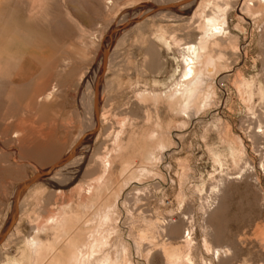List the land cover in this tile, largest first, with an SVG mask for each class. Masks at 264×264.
Listing matches in <instances>:
<instances>
[{
	"label": "rangeland",
	"instance_id": "obj_1",
	"mask_svg": "<svg viewBox=\"0 0 264 264\" xmlns=\"http://www.w3.org/2000/svg\"><path fill=\"white\" fill-rule=\"evenodd\" d=\"M1 1L0 5L7 2L10 7L1 5L0 10L14 14L24 30L23 46L18 50L23 49L19 63L23 60L25 79L14 89L0 84V234L11 216L18 184L57 163L76 143L80 146L68 163L22 193L18 214L10 227L12 236L9 234L0 246V264L33 263L24 242L38 232L36 226L53 212L79 210L75 211L80 214L81 226L78 225L82 227L87 217L84 229H92L97 223L94 210L104 208L112 200L111 210L116 208V214L111 212L112 223L108 221L106 225L110 222L118 231H113L115 234L110 231V241L119 234L120 240L127 244L128 260L124 264H164L162 244H181L179 236L189 225L195 241L191 249L195 264H264V248L260 246L264 239V174L260 169L264 159V94L260 96L258 92L264 90V9L258 12L257 19L256 16L251 19L254 15L242 16L236 6H231L232 2L227 6L224 31L231 33L230 42L238 49L233 52L227 49L232 70L223 78H206L201 96L209 103L200 97L194 111L181 114L177 109H169L164 101H161L164 106L160 102H154V106L153 98H149L173 91L180 81L182 57L169 37L176 34L183 42H195L198 34L187 33L194 29L195 23L189 22L195 20L205 0L191 5L186 16H164L154 10L166 5L176 7L175 0H15L16 3L12 0V6L11 0ZM9 8L14 9L9 12ZM124 22L125 28L119 30ZM8 45V51L14 50L11 43ZM103 47L107 48V60L96 102L97 112L104 119L95 125L94 85L102 67ZM12 55L16 63L15 53ZM239 77L249 81V90L243 84L236 86ZM50 90L54 94L51 101L42 100ZM145 93H150L149 103ZM117 132L121 134L119 137ZM151 132L157 140L147 136ZM259 134L263 137L256 136ZM116 135L115 144L120 140L124 144V152L119 155L110 150ZM161 138L168 140L167 148L153 150V157L146 160L144 152L151 145L149 142L156 143ZM83 146L87 148L85 165L75 181L65 183L76 171ZM104 153L114 157L110 158V169L105 175L110 179H103L104 184L111 181L102 188L98 199L93 198L99 203L92 199L95 203L89 212L90 208L78 207L83 196H77L75 184L84 187L97 176L100 168L93 159ZM125 157L133 159L131 163L136 169L144 165L142 168L149 173L139 169L136 172L133 167L135 174L132 172L131 178L130 172L121 170ZM61 182L64 184L60 185ZM184 220L187 226L182 223ZM180 225L183 231H179ZM153 226L164 231H159L162 235L153 232ZM38 234L43 239L53 238L50 234ZM202 237L213 249L224 247L223 256L212 258L211 252L202 247ZM201 255L204 262L200 261Z\"/></svg>",
	"mask_w": 264,
	"mask_h": 264
},
{
	"label": "bare ground",
	"instance_id": "obj_2",
	"mask_svg": "<svg viewBox=\"0 0 264 264\" xmlns=\"http://www.w3.org/2000/svg\"><path fill=\"white\" fill-rule=\"evenodd\" d=\"M1 1V0H0ZM10 1V0H9ZM19 2V0H16V2ZM24 1V0H23ZM27 1V0H25ZM24 1V2H25ZM32 2L34 0H28V2ZM162 1V0H161ZM198 0H175L173 1L174 4L178 3L176 5V7L174 5H166V6H159L157 9H154L155 11H159L162 13V15L164 16H171V15H174V14H177V15H180V14H184L183 16H186L188 14V12H190V8H191V5H193L195 2H197ZM203 1V0H202ZM1 2H6V1H1ZM13 2H15V0H13ZM15 2V3H16ZM23 2V3H24ZM143 2V1H142ZM232 2V3H231ZM12 3V0L10 2V4ZM162 3V2H161ZM160 3V5H161ZM199 3V2H198ZM231 3V6L233 7H237L239 13L242 15V16H253L251 19H253L255 16H256V19L258 18L257 15H258V12H261L263 9H264V0H205V5L203 6V9L199 8L198 11L196 12V17H197V20H196V17H195V20H190L189 23H192L194 24V29L193 30H190L188 33V35H192V36H196V34H198V37L196 38L195 42L190 44V43H186V42H183L182 39H178L176 38L174 35L176 34H172L173 36H170V40L173 44V46H175L178 51V53L180 54V58L182 59V66H183V69L181 71V77H180V81L175 84L174 86L172 87H175V89L173 91H170L168 90L167 94H163L161 96V94L157 93L158 95H151L152 97L149 98L150 96V93L149 94H146L144 95L146 101L148 100V98L150 100H152L153 98V103L154 102H160L161 101H164L166 104H167V107L169 109H177L178 111H180L179 113H187L188 112H191L189 111L190 109H192L194 111L193 108H195L198 104V101L200 99V97H202V92L204 90L203 86L205 84V80L206 78H208L209 76L211 78H215V77H218V78H223V77H226L227 73L230 72L232 69L230 68V63L229 61L231 60L230 57H229V53H228V48H230L229 50L230 51H234V49L238 50L233 44H231L230 42V39H231V33L229 34L228 32H225L224 30V27L226 26V14H227V6ZM14 4V3H13ZM107 4V3H106ZM132 4V3H131ZM164 4V3H162ZM233 4V5H232ZM1 5H6L8 6V3L6 2V4H1ZM1 5H0V8H1ZM165 5V4H164ZM12 6V4H11ZM230 6V7H231ZM10 7V5L8 6ZM13 7H15L13 5ZM18 7V6H17ZM106 7V6H105ZM193 7V6H192ZM201 7V5L199 6ZM224 7V8H223ZM4 8V7H3ZM107 8V7H106ZM167 8H170V9H167ZM2 9V8H1ZM14 9V8H13ZM13 9H8L9 12L12 11ZM165 9V10H163ZM195 9H196V6H195ZM194 9V10H195ZM229 9V8H228ZM7 10V9H6ZM192 11V10H191ZM242 11V12H241ZM264 11V10H263ZM8 12V13H9ZM160 13V14H161ZM194 13V11H193ZM192 13V15H193ZM263 14V12H262ZM261 15V13H260ZM259 16V15H258ZM263 17V15H261ZM193 17V18H194ZM260 18V17H259ZM189 19H192L189 18ZM255 19V18H254ZM256 21V20H255ZM127 22H124L122 25H120L119 27V30H122L123 28H125V24ZM264 25V24H263ZM21 26V25H20ZM189 26V25H188ZM186 26V27H188ZM189 28V27H188ZM192 29V28H191ZM115 30V29H114ZM24 30H22L20 27H19V24H18V21H17V18L14 16V14L12 13H9V14H6L5 12L1 11L0 10V44L1 42L5 43V44H1L0 45V81H2L3 83H0V84H3L4 86H10V87H17L19 86L25 79V77L23 76L24 74V68H23V60L21 63L20 60L22 59V56H23V49L22 51H19V47L23 46V40L25 38V35H24ZM166 31V30H164ZM175 32V31H174ZM114 35H117L114 34ZM111 36L109 38V40H112L113 37L115 36ZM189 37V36H188ZM194 39V38H193ZM194 41V40H193ZM191 41V42H193ZM188 42V41H187ZM11 43L13 46H14V50H9L8 51V44ZM111 44V43H110ZM8 45V46H7ZM11 46V45H10ZM107 47V46H106ZM106 47H103L101 49V55L103 57V52H104V49ZM13 48V47H12ZM11 48V49H12ZM13 52L15 53V57H17V62L14 63L13 62V59H16V58H13ZM231 52V54H232ZM236 52V51H235ZM33 53H30L29 52V55H32ZM32 57L34 58V56L32 55ZM31 57V59H32ZM33 60V59H32ZM106 60H107V55H106V59H105V63H106ZM16 61V60H15ZM231 62V61H230ZM105 65V64H104ZM233 66V65H232ZM235 66V65H234ZM29 68V67H28ZM182 68V67H181ZM29 70L31 71V69L29 68ZM237 70V69H236ZM29 71V72H30ZM235 71V70H234ZM241 72V71H240ZM240 72H237V74H240ZM103 74V73H102ZM215 75V76H211V75ZM235 74V72H234ZM95 79H97V77L95 76ZM100 79V78H99ZM210 79V78H209ZM212 80V79H211ZM240 80V81H239ZM239 84L236 83L235 84H238L236 86H239L242 84L244 85V87H246V90H249V84L246 80L244 79H240L239 77ZM176 81V80H175ZM174 81V82H175ZM208 81V80H207ZM24 84V83H23ZM22 85V84H21ZM55 85V84H54ZM99 85V80L97 82H95V85H94V88L96 86V90H95V95H94V106H95V109L98 110V101L96 102V94H97V91H98V86ZM25 86V85H24ZM8 87V88H10ZM171 87V88H172ZM253 87V86H252ZM4 88V87H3ZM238 88V87H237ZM262 88V87H260ZM14 89V88H13ZM11 89V90H13ZM51 89V88H50ZM252 89V88H251ZM251 89H250V93H251ZM238 90V89H237ZM240 90V89H239ZM242 90H243V87H242ZM214 90H212L213 92ZM258 91V90H257ZM256 91V92H257ZM7 92V91H6ZM12 92V91H11ZM58 92V91H57ZM56 92V93H57ZM205 92V91H204ZM210 92V91H209ZM210 92V93H212ZM246 92V91H245ZM258 92H260V96H263L264 94V90L260 89ZM13 93V92H12ZM45 93V92H44ZM53 93V90H50L48 93H45L44 96H42V100L44 101H49L51 95H54L52 94ZM100 93V92H99ZM163 93V92H162ZM7 94L10 95V89H9V92H7ZM143 94V93H142ZM154 94V93H152ZM206 96L209 95V93H205ZM203 94V95H205ZM214 94V93H213ZM43 95V94H42ZM141 95V94H140ZM148 95V96H146ZM160 95V96H159ZM139 96L136 94V97ZM143 96V95H142ZM141 96V97H142ZM259 96V95H257ZM12 97V95H11ZM10 97V99H11ZM141 97H138V98H141ZM205 97V96H204ZM204 97L201 98L204 99ZM210 95L207 97L209 98ZM253 97V96H252ZM9 98V96H8ZM13 98V97H12ZM137 98V100H138ZM213 98V97H212ZM41 99V98H40ZM144 99V98H143ZM263 99V98H262ZM200 100V102H201ZM205 101L204 102H208L209 103V100L206 101L207 99H204ZM213 100V99H212ZM51 101V100H50ZM49 101V102H50ZM140 101V100H138ZM145 101V100H144ZM148 102V101H147ZM211 102V101H210ZM213 102V101H212ZM23 103V102H22ZM140 103H143L142 101ZM146 103V102H145ZM149 103V102H148ZM152 103V104H153ZM203 103V101H202ZM207 103V105H208ZM263 103V102H262ZM52 104V103H50ZM162 104V103H161ZM160 104V106H161ZM164 104V103H163ZM162 104V105H163ZM165 104V105H166ZM197 104V105H196ZM264 104V103H263ZM156 104L154 103V106ZM51 106V105H49ZM164 106V105H163ZM162 106V107H163ZM201 106V105H200ZM209 106V105H208ZM215 106V105H214ZM50 109L52 107H49ZM201 108V107H200ZM205 108V107H203ZM156 110V109H155ZM176 110V111H177ZM201 110V109H200ZM167 111V110H166ZM169 111V110H168ZM192 111V112H193ZM159 112V111H158ZM196 112V111H195ZM194 112V113H195ZM15 113V112H14ZM177 113V112H176ZM42 114V113H41ZM172 114V113H171ZM174 114V113H173ZM179 115V114H178ZM180 116V115H179ZM100 117V118H99ZM104 117V116H103ZM103 117H101V114L99 115L98 112H97V118L94 119L95 120V125H97L98 123V120L100 119V122L103 121ZM174 117V116H173ZM176 117V116H175ZM180 118V117H179ZM6 119V118H5ZM174 119V118H173ZM172 120V119H171ZM15 121V120H14ZM170 122H173V121H170ZM176 122V121H175ZM103 123V122H102ZM157 123H160V122H157ZM181 126L184 125V122L181 121ZM9 124V123H8ZM186 124V123H185ZM167 125V124H166ZM22 126V125H21ZM159 126V124H158ZM157 126V127H158ZM161 126V124H160ZM169 126V124H168ZM179 126V125H178ZM260 126V124H259ZM183 127V126H182ZM92 128V127H91ZM180 128V127H179ZM97 128L92 129V131H96ZM18 130V129H17ZM88 131V130H87ZM90 131V130H89ZM147 131V130H146ZM122 131H120L121 133ZM150 132V131H149ZM263 132V131H262ZM18 133V132H17ZM155 133V131H154ZM153 133V134H154ZM259 133V132H258ZM116 134H118V137L121 135H119V133L117 132ZM153 134L151 132V134H147V136L149 138H154L156 139V137L154 136L153 137ZM257 134V133H256ZM264 134V132H263ZM17 135V134H16ZM91 135V134H90ZM98 135V134H97ZM162 135V134H161ZM219 135V134H218ZM262 135V134H261ZM260 134L259 135H256L257 137H263L261 136ZM157 136V134H156ZM255 136V135H254ZM253 136V137H254ZM255 136V137H256ZM117 135L115 137V139L113 140L114 141V144H115V141H116V138L118 139ZM159 137V136H158ZM1 138V137H0ZM151 138V139H152ZM260 138V139H261ZM7 139V138H6ZM9 139V138H8ZM121 139V138H119ZM150 139V140H151ZM257 139V138H256ZM259 139V138H258ZM157 140V139H156ZM167 140V139H166ZM166 140H163L162 138L159 139L157 142L155 140H152V141H155L156 143H153V142H149L151 143V145L149 147H147V150L145 153V158L146 160H149L153 154V150H163L165 147H166ZM225 140V139H224ZM264 140V139H263ZM168 141V140H167ZM86 142V141H85ZM121 142V143H120ZM229 142V141H228ZM232 142V141H231ZM117 143V142H116ZM225 143H226V140H225ZM230 143V142H229ZM112 144L113 145V148L110 149L111 151L114 149V151H116V153L119 155L121 153V151H123L124 149V144L122 142V140L119 141L118 144ZM168 145V144H167ZM227 145V144H226ZM237 145V143H236ZM235 145V146H236ZM239 145V144H238ZM237 145V146H238ZM80 146V143H76L75 145V148H74V151H73V154L71 155V157L63 162L62 164H57L55 163L54 165H52V169L49 171V173L47 175H49L55 168L57 167H60L66 163H68L74 156H75V153L77 151V149L79 148ZM116 150H115V148ZM84 147V146H83ZM167 148V147H166ZM87 148L84 147V149L82 150V153L80 155V160L78 162V165H77V168H76V171L75 173H73L72 176H69L67 179L69 180H65V183L67 182H73L77 179V176H78V173L80 170L83 169L84 165H85V158L84 156H86L85 152L87 151L86 150ZM239 150V149H238ZM145 151V150H144ZM109 152L110 154V151H107L106 154ZM124 152V151H123ZM243 152V151H242ZM112 153V152H111ZM115 152L112 153L113 156L116 154ZM233 153V152H232ZM239 153V152H238ZM108 155H98L93 159L97 165H99V168H100V172L97 174V176L95 178H92L91 181H89L88 183H86L85 185L86 186H82L81 184H75V190H77V193L78 195L77 196H83L82 200H79L80 203H78V207L80 206L81 208H83L84 210L87 209V208H90L92 205H94V203L96 202V200L94 199H98L100 197V192L102 193V188L104 186H106V184L111 181H106L107 183L104 184V180L103 179H107L109 178V176H105L106 173H108L109 169H110V161L111 159L110 158H114L112 155V157H110ZM260 154V153H259ZM239 155V154H237ZM241 155V154H240ZM244 155V154H243ZM116 156V155H115ZM233 157V156H232ZM263 158V157H262ZM131 159V157H130ZM217 159V157H216ZM121 160V159H120ZM124 160V158L122 159V161ZM133 160V159H132ZM131 160V161H132ZM263 160V161H262ZM121 161V162H122ZM131 161H129L128 158L125 157V160L122 162L123 164V167H122V171H128V173L130 172V176L132 178V176L135 174L134 172V166L133 164L131 163ZM136 161V160H135ZM145 161V160H144ZM140 162V161H139ZM150 162V161H148ZM95 164V163H94ZM148 164V163H147ZM144 165H139L138 167H141L139 169L141 172H144L145 174L146 173H149L146 171L145 168H142ZM112 167V166H111ZM134 167V168H133ZM137 167V166H136ZM146 167V166H145ZM87 168V167H86ZM89 168V167H88ZM136 169V168H135ZM136 169V172L139 171ZM260 169L263 171V174H264V159H261V162H260ZM148 170V169H147ZM121 171V172H122ZM134 171V172H133ZM146 171V172H145ZM84 172H87V171H84ZM134 174H133V173ZM111 173V172H110ZM152 173V172H151ZM150 173V175H151ZM141 173H139V176ZM154 174V173H153ZM47 175H42L40 177H38L34 182H32L22 193H24L26 190H28V188L33 185L35 182H38L40 178L42 177H45ZM109 175V174H107ZM129 175V174H128ZM143 175V174H142ZM148 175V174H147ZM122 176V175H121ZM123 176H124V173H123ZM138 176V174H137ZM136 176V177H137ZM144 176V175H143ZM105 177V178H104ZM134 177V176H133ZM113 178V177H112ZM143 178V177H142ZM110 179V178H109ZM130 180V179H129ZM183 181V180H182ZM50 182H51V179H50ZM55 183V181H53ZM61 184H64V182H61ZM52 185V184H50ZM55 186V185H54ZM52 186V187H54ZM56 187V186H55ZM71 189V188H70ZM106 188H104L105 190ZM215 189V188H214ZM103 190V191H104ZM58 191V190H57ZM113 191V190H112ZM215 192H217L216 190H214ZM118 192V191H117ZM214 192V193H215ZM221 192V191H220ZM61 193V192H60ZM113 194V193H111ZM216 195L218 193H215ZM221 193H219L218 195L220 196ZM22 195V194H21ZM20 195V196H21ZM99 195V196H98ZM95 196V197H94ZM98 196V197H97ZM92 197V198H91ZM105 197V196H104ZM94 198V199H93ZM79 199H81V197H79ZM95 201H93V200ZM102 199V198H101ZM109 199V198H108ZM106 199V200H108ZM118 199V198H117ZM100 200V199H99ZM104 199H102L101 201H103ZM19 201V200H18ZM105 201V200H104ZM113 201V200H112ZM111 201V202H112ZM93 202V203H92ZM98 203L100 201H97ZM96 202V204H97ZM107 202V201H106ZM110 202V203H111ZM103 203V202H102ZM108 203V202H107ZM106 203V204H107ZM106 205L104 208L103 207V204H102V209H96L94 210V214L96 215V220H97V223L94 224L95 227L92 228V229H84V225L83 224L87 221V214H83L85 215V217L83 216V218H85V222L82 224V227L81 224H80V218H79V215L78 212L79 210H73V212L69 213L64 211V210H60L58 211L57 213L56 212H53L55 214H52L50 215L47 220L44 219L45 222H43L39 227L38 225L36 226V229H38V232L35 233L33 236H28V238L26 239L25 237V248H28V251L29 253L32 254V257L34 258V261L33 263L30 262L31 259H30V264H124V262L126 263L127 262V244L123 243L122 240H120L121 238H119V234L118 236L116 237L115 236V240L114 241H110L109 240V234H110V231L112 232V234H115L113 233L114 232H118L117 229H116V225L113 221V225H115L114 227H111V224H109L111 221H110V218H111V212H114L116 210L113 211L111 210L113 208L112 205ZM95 204V205H96ZM100 205V204H99ZM104 205H105V202H104ZM113 205H115L113 203ZM207 206V205H206ZM68 207V206H67ZM95 207V206H94ZM100 207V206H99ZM98 207V208H99ZM116 207V205H115ZM17 210H18V205H17ZM67 210V209H66ZM72 211V210H71ZM91 211V208L89 210V212ZM97 211V212H95ZM86 212V211H85ZM84 212V213H85ZM93 212V211H92ZM81 213V212H80ZM18 214V213H17ZM114 214H116L114 212ZM12 215V213H11ZM82 215V213H81ZM93 215V214H92ZM114 215H112L113 217ZM82 219V217H81ZM93 219V218H92ZM115 219V217H114ZM182 219V218H181ZM84 220V219H82ZM81 220V222H82ZM88 220V219H87ZM89 220H91L89 218ZM94 220V219H93ZM183 220V219H182ZM110 221L108 224L110 227H108V224L106 225V223ZM150 222V220H148ZM148 221L146 223V225H148ZM181 221V220H180ZM179 221V222H180ZM185 221L187 222V220H184L182 221V223L184 224ZM89 222V221H88ZM190 222V221H188ZM91 223H94V221L92 222L91 220ZM112 223V222H111ZM143 223V222H142ZM167 223V222H166ZM192 223V222H191ZM80 226H79V225ZM88 224V223H87ZM155 224V223H154ZM176 224V222H175ZM179 224V223H178ZM186 224V223H185ZM145 225V226H146ZM174 225V224H173ZM189 225V224H188ZM7 226V225H6ZM91 226V225H90ZM89 226V227H90ZM106 226V227H105ZM143 226H144V223H143ZM142 226V227H143ZM150 225L149 224V227L147 229L150 228ZM175 226V225H174ZM187 226V224H186ZM209 226V225H208ZM207 226V227H208ZM15 227V226H14ZM38 227V228H37ZM88 227V228H89ZM108 227V228H107ZM147 227V226H146ZM155 228V226H153ZM157 227H159L157 225ZM161 227V226H160ZM159 227V229H160ZM173 227V226H172ZM206 227V226H205ZM6 228V227H5ZM4 228V230H5ZM162 228V227H161ZM164 228V227H163ZM160 229V230H164V229ZM169 228V227H168ZM176 228V227H175ZM178 228H180L181 230L179 231H183L182 230V225L178 226ZM158 231L153 229V232L154 231H157L159 233V230ZM172 229V228H170ZM170 229L168 231V233H170ZM174 229V228H173ZM184 229V228H183ZM3 230V231H4ZM15 229H13L14 231ZM138 229H136L137 231ZM143 230L144 227H143ZM150 230V229H149ZM208 230V229H207ZM2 231V232H3ZM34 231V230H33ZM37 231V230H36ZM141 231V230H140ZM17 232V231H16ZM143 232V231H142ZM152 232V231H151ZM152 232V233H153ZM160 232H164V231H160ZM204 232V230H203ZM202 232V233H203ZM205 232H206V228H205ZM10 229L9 231L6 233V235L4 236V238L2 239V241L0 242V246L1 245H4V241L6 240V238H8V235L10 234ZM13 233V232H12ZM50 234L51 237H53L52 239H48L45 238H41L39 236V234ZM150 233V231H149ZM181 236H179L180 240H181V244L179 245H174V244H162L163 246H161V254L163 255V258H164V264H195L194 263V259L192 257V254H191V249L193 248V243L195 242L193 239V230L191 229V225H189L183 232H181ZM2 234V233H1ZM0 234V235H1ZM146 234V233H143V235ZM161 233H159L158 235L160 236ZM204 234V233H203ZM12 236V234H10ZM138 235V234H137ZM136 235V236H137ZM157 235V233H156ZM162 235V234H161ZM112 236V235H111ZM149 236V235H147ZM169 236V235H168ZM177 236V237H178ZM207 236V235H206ZM50 237V238H51ZM156 237V236H155ZM172 237V236H170ZM176 237V236H175ZM203 237H205L203 235ZM202 237V247L203 249L207 252V253H210L212 254V258L213 256L214 257H219L220 255H222L223 252V249L224 247H221V245L219 247H216V248H212V246H209V244L207 243V239L205 240V238L203 239ZM114 238V235L113 237ZM137 238V237H136ZM152 238V236L150 237ZM169 237H166V240L168 239ZM173 238V237H172ZM10 239V238H9ZM8 239V240H9ZM12 239V237H11ZM134 239V238H133ZM157 239V238H156ZM171 239V238H170ZM168 239V240H170ZM24 240V239H23ZM142 240V238H141ZM150 240V239H149ZM172 240V239H171ZM7 241V240H6ZM164 241V240H163ZM151 242V241H150ZM261 242V241H260ZM140 243V242H139ZM160 243V242H159ZM163 243V242H162ZM165 243V241H164ZM232 243V242H231ZM111 244V245H110ZM201 244V243H200ZM230 244V243H229ZM140 245V244H139ZM142 245V244H141ZM147 245V244H146ZM150 245V244H149ZM152 245V244H151ZM150 245V246H151ZM6 246V245H5ZM153 246V245H152ZM195 246V245H194ZM264 248V239H263V242L262 244L260 245ZM259 246V247H260ZM4 247V246H2ZM108 247V248H107ZM110 247V248H109ZM139 247V246H138ZM149 247V246H148ZM228 247V246H227ZM152 248V247H151ZM261 251H262V249ZM135 249L139 250V248L135 247ZM202 249V250H203ZM228 249V248H227ZM159 250V249H157ZM203 250V252H204ZM153 251V250H152ZM27 252V253H28ZM159 252V251H158ZM227 252V251H226ZM28 253V254H29ZM131 253V252H130ZM148 253V251L146 252V254ZM206 253V254H207ZM232 253V252H231ZM137 254V253H136ZM145 254V255H146ZM262 254V252H261ZM149 255V254H147ZM223 256V255H222ZM258 256V255H257ZM261 256V255H259ZM263 256H264V252H263ZM145 257V256H144ZM201 259L200 261L201 262H204L205 258L201 255L200 256ZM255 257V256H253ZM262 257V256H261ZM29 258V257H28ZM129 258V257H128ZM221 258V257H220ZM225 258V257H224ZM148 259V257H147ZM146 259V260H147ZM208 259V258H207ZM253 259V258H252ZM261 259V258H260ZM219 260V259H218ZM262 260V259H261ZM263 260H264V257H263ZM262 260V261H263ZM130 261V259H129ZM244 261V259H243ZM132 262V261H131ZM264 262V261H263ZM262 264V262H260ZM9 264V263H7ZM211 264V263H209ZM220 264V263H219ZM247 264V263H246ZM253 264V263H252Z\"/></svg>",
	"mask_w": 264,
	"mask_h": 264
},
{
	"label": "water",
	"instance_id": "obj_3",
	"mask_svg": "<svg viewBox=\"0 0 264 264\" xmlns=\"http://www.w3.org/2000/svg\"><path fill=\"white\" fill-rule=\"evenodd\" d=\"M158 8V7H157ZM156 7L154 9H157ZM106 55H107V48L104 49L103 52V57H102V67L99 71V74L97 75V79L96 82L99 80L100 76L103 73V69H104V64H105V59H106ZM95 90H96V86L94 88V95H95ZM93 110H94V117L95 119L97 118V110L95 109V106L93 105ZM76 145V144H75ZM75 145L69 150L68 154L62 158L61 160L58 161L57 164H62L63 162L67 161L71 155L73 154ZM52 165L49 166L48 168H46L45 170L41 171V172H37L35 174H33L31 177H29L28 179L22 181L20 184H18V186L15 188L14 191V195H13V210H12V215L10 216L9 220H8V224L5 228V230L2 232V234L0 235V242L2 241V239L4 238V236L6 235V233L9 231L10 227L12 226V224L14 223V220L17 216V205H18V200L20 198V195L22 194V192L32 183L34 182L38 177L42 176V175H47L49 173V171L52 169Z\"/></svg>",
	"mask_w": 264,
	"mask_h": 264
}]
</instances>
